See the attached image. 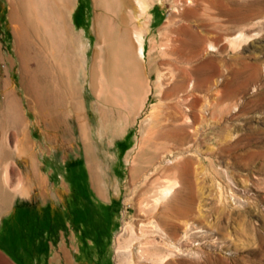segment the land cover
<instances>
[{
  "label": "rangeland",
  "instance_id": "1",
  "mask_svg": "<svg viewBox=\"0 0 264 264\" xmlns=\"http://www.w3.org/2000/svg\"><path fill=\"white\" fill-rule=\"evenodd\" d=\"M177 1L150 5L139 61L132 36L131 60L119 37L99 53L95 0H0L8 183H58L53 234L65 215L73 264H264V0ZM72 199L102 212L101 232L70 221ZM0 264L12 262L0 252Z\"/></svg>",
  "mask_w": 264,
  "mask_h": 264
},
{
  "label": "crops",
  "instance_id": "2",
  "mask_svg": "<svg viewBox=\"0 0 264 264\" xmlns=\"http://www.w3.org/2000/svg\"><path fill=\"white\" fill-rule=\"evenodd\" d=\"M45 176L40 174L42 181ZM60 184L66 192L68 183ZM57 209L58 183H0V252L12 264H73L65 215L58 240L54 238Z\"/></svg>",
  "mask_w": 264,
  "mask_h": 264
},
{
  "label": "bare ground",
  "instance_id": "3",
  "mask_svg": "<svg viewBox=\"0 0 264 264\" xmlns=\"http://www.w3.org/2000/svg\"><path fill=\"white\" fill-rule=\"evenodd\" d=\"M54 1V0H52ZM155 1L157 0H95L96 3V9L98 10V12L95 15V20H94V24L96 25V27L98 28V42L101 44V47H99V53L102 55L104 53V51L108 50L109 51V40L111 38H118L120 39V41H122L123 43V49L125 50V55L126 57H123L122 53V57L123 59H128L131 60V56H130V52H129V38L130 36H132L138 43V47H137V53L139 57V61L141 60L140 58L145 57V53H146V49H145V45H144V40H145V27L148 26V24L150 25L149 20L151 18V13H150V5L153 4ZM179 3L180 2H184L185 0H178ZM177 1V2H178ZM17 9V8H16ZM14 10L11 13L12 16H14ZM21 16V15H20ZM20 21L25 25V21H24V16H22L20 18ZM23 25V26H24ZM22 27V26H21ZM22 29V28H21ZM24 31V30H23ZM27 33V32H25ZM17 34H19V38L23 37H28V36H24L21 35L20 32H18ZM27 35V34H26ZM23 36V37H22ZM22 42V41H21ZM26 43L27 40H25ZM108 42V43H107ZM208 49H213L214 48V44L209 43L208 44ZM121 48V47H120ZM111 50V49H110ZM103 52V53H102ZM20 54L21 56L25 59V54L26 51L20 50ZM132 54V53H131ZM103 57V55H102ZM105 57V56H104ZM124 59V60H125ZM126 61L129 63V61ZM143 60H145L143 58ZM109 61V60H108ZM106 59L101 61V67L103 68V71L108 67L109 62ZM138 61V63H140ZM142 61V60H141ZM136 64V63H134ZM143 64V63H142ZM139 65V64H137ZM140 66V65H139ZM130 67V66H129ZM94 70V69H93ZM135 72L136 70H139V68L136 66L134 68ZM140 72V70H139ZM184 72V71H183ZM143 73V72H142ZM188 73V72H187ZM94 74V73H93ZM133 74V73H132ZM169 72L164 73V77H169ZM93 76V75H92ZM163 76V74H162ZM134 77V82L135 81H139V79L141 78H136V76ZM132 77V78H133ZM138 77V76H137ZM93 79V78H92ZM131 79V78H130ZM142 80V78H141ZM140 80V81H141ZM144 85L143 80L142 82H139V85ZM36 84V83H35ZM132 85V84H130ZM34 86V85H32ZM144 87V86H142ZM137 88V86H136ZM133 91V94L131 93V105L129 106V110L131 111L135 106L134 104L137 102L138 98H137V94H138V90L136 89ZM36 89V88H33ZM192 89V88H191ZM42 94V93H41ZM36 95V93H35ZM42 96V95H41ZM37 97V96H36ZM43 99V98H42ZM43 101V100H42ZM127 102H129V100H127ZM70 106L72 107L71 109H69V113H68V118L70 120H72V122H77V124L79 125L80 128V134H81V138L86 141V148H88L89 146V133H88V129L86 126V123L83 121H81L80 119V112H79V107L75 106L74 102L71 101ZM68 107V106H67ZM55 108V106H54ZM121 110V109H120ZM42 112V110H41ZM133 112V111H132ZM188 112V111H187ZM59 114V113H58ZM172 114L175 115L172 111ZM189 115V114H188ZM180 116V115H179ZM177 117V116H176ZM61 118V117H60ZM49 119V118H48ZM163 119V118H162ZM161 119V121H162ZM157 120V119H156ZM159 120V118H158ZM14 123H18V119L16 117L13 118ZM65 121V120H64ZM188 123V122H187ZM166 124V122H165ZM168 124V123H167ZM161 125V124H160ZM164 126V125H163ZM175 128V127H174ZM179 128V127H178ZM184 128V127H183ZM102 129H104V127L102 125L99 126L98 131H99V135H97V137H99L101 139V136L103 135V132L101 131ZM171 129V128H170ZM115 128L111 130V133L114 132L115 133ZM176 130V129H175ZM173 130V132L175 131ZM183 130V129H181ZM163 132V130H160ZM172 130H170L171 132ZM176 132V131H175ZM180 132V131H179ZM186 132V131H185ZM106 133V132H105ZM107 133H109V129L107 130ZM157 133V131H156ZM169 133V132H168ZM166 134L169 136V134ZM163 135V134H162ZM154 136V135H153ZM164 136V135H163ZM182 136V135H181ZM158 137H162L159 136ZM165 137V136H164ZM167 137V136H166ZM185 138V137H184ZM190 138V137H189ZM148 139V138H146ZM163 141V140H162ZM164 143V142H163ZM140 145V144H139ZM163 148V147H162ZM164 149V148H163ZM9 153L8 151H6L5 153H0V166L3 167L2 170V175L0 176V183H8V177H7V165L6 163L4 164V162H7V157H8ZM30 160H31V166H32V161H33V155H30ZM136 160V155H133V162H135ZM162 161V160H161ZM178 165V164H177ZM183 166V165H182ZM156 168V167H155ZM153 169V168H152ZM134 172V171H133ZM166 177V176H165ZM164 177V178H165ZM149 180L146 182L150 183V184H158L160 178V175H155L152 176L151 178H148ZM169 179V178H167ZM172 179V178H171ZM170 181V179L168 180V182ZM15 182V181H14ZM162 182V181H161ZM164 182V181H163ZM162 182V183H163ZM145 183V182H144ZM165 184V182L163 183ZM167 184V183H166ZM179 185V181L177 179H174L172 184H169L168 186H166L162 192L161 195L158 197V200L161 199H165L167 198V196L173 191V189ZM159 187V186H158ZM157 188V187H156ZM154 189V188H153ZM156 191V190H155ZM153 192V191H152ZM160 192V191H159ZM177 192V191H175ZM154 193V192H153ZM156 193V192H155ZM154 193V194H155ZM153 194V195H154ZM156 195V194H155ZM175 195V194H174ZM175 197V196H174ZM147 199V198H146ZM157 201V200H156ZM151 204V203H150ZM174 206V205H173ZM174 208V207H173ZM171 216V215H170ZM175 222V221H174ZM172 223V222H171ZM175 224V223H173ZM183 224V223H182ZM177 227V226H175ZM166 232V231H165ZM174 232V231H173ZM175 236V235H174ZM179 239V238H178ZM171 241V240H170ZM162 263V262H161Z\"/></svg>",
  "mask_w": 264,
  "mask_h": 264
},
{
  "label": "flooded vegetation",
  "instance_id": "4",
  "mask_svg": "<svg viewBox=\"0 0 264 264\" xmlns=\"http://www.w3.org/2000/svg\"><path fill=\"white\" fill-rule=\"evenodd\" d=\"M75 184H77L78 186H75ZM81 183H74V193L76 191H79L81 186ZM87 197V196H86ZM83 198V197H82ZM85 199V198H83ZM88 199V197H87ZM83 201V208L86 207L87 209H81L78 207L74 206V201L73 199L70 201L69 203V210H70V221L74 220V219H78L81 218V227L83 228V230H85L88 226H91L93 228V230H95L96 232H101L103 230V214L102 212L98 211H90L88 208V205L86 204L85 200ZM85 203V204H84ZM79 231L81 232V230L79 229Z\"/></svg>",
  "mask_w": 264,
  "mask_h": 264
}]
</instances>
